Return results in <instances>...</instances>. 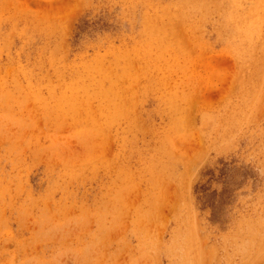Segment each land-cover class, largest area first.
I'll list each match as a JSON object with an SVG mask.
<instances>
[{"label": "rangeland", "instance_id": "374dc122", "mask_svg": "<svg viewBox=\"0 0 264 264\" xmlns=\"http://www.w3.org/2000/svg\"><path fill=\"white\" fill-rule=\"evenodd\" d=\"M0 264H264V0H0Z\"/></svg>", "mask_w": 264, "mask_h": 264}, {"label": "trees", "instance_id": "16d2710c", "mask_svg": "<svg viewBox=\"0 0 264 264\" xmlns=\"http://www.w3.org/2000/svg\"><path fill=\"white\" fill-rule=\"evenodd\" d=\"M201 186V185H200ZM202 187V186H201ZM204 189L202 188V191H203Z\"/></svg>", "mask_w": 264, "mask_h": 264}]
</instances>
